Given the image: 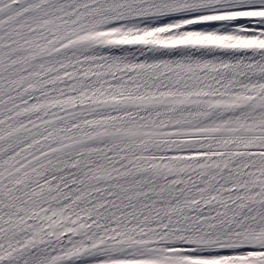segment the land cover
<instances>
[{
	"label": "snow or ice",
	"instance_id": "snow-or-ice-1",
	"mask_svg": "<svg viewBox=\"0 0 264 264\" xmlns=\"http://www.w3.org/2000/svg\"><path fill=\"white\" fill-rule=\"evenodd\" d=\"M0 264H264V0H0Z\"/></svg>",
	"mask_w": 264,
	"mask_h": 264
}]
</instances>
